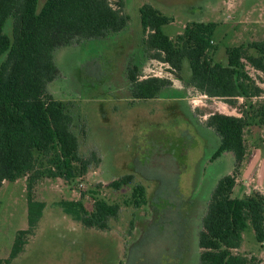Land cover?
<instances>
[{"label":"rangeland","instance_id":"374dc122","mask_svg":"<svg viewBox=\"0 0 264 264\" xmlns=\"http://www.w3.org/2000/svg\"><path fill=\"white\" fill-rule=\"evenodd\" d=\"M119 1L131 19L127 29L56 50L60 76L48 86L56 99L69 105L81 154H95L99 160L91 162L83 177L44 179L37 185L35 199L46 203L44 214L24 251L10 264L199 263L198 236L212 192L235 168L231 152L211 159L220 139L204 126L201 115L239 117L244 101H238V108L218 99L204 102L188 85V61L178 79L168 65L148 58L142 47L140 8L151 4L172 17L163 27L172 38L192 22L218 23L214 59L226 65L228 47L264 40V0H110L114 6ZM133 65L139 67L140 79L158 77L185 86L191 108L172 102L179 94L171 88L166 92L170 95L134 99L127 75ZM248 72L257 84H264V74L252 68ZM246 141L247 160L232 193L238 200L260 187L259 181L248 185L244 168L251 160L253 166L264 167V127H250ZM130 174L131 185L112 187ZM137 185L146 189L147 203L140 208L131 201ZM26 186L21 178L5 182L0 190V260L9 257L17 232L28 227ZM95 198L120 207L117 218L109 221L110 229L86 228L59 206L62 201H81L90 211ZM234 253L255 256L264 264V243L256 240L251 225Z\"/></svg>","mask_w":264,"mask_h":264},{"label":"trees","instance_id":"16d2710c","mask_svg":"<svg viewBox=\"0 0 264 264\" xmlns=\"http://www.w3.org/2000/svg\"><path fill=\"white\" fill-rule=\"evenodd\" d=\"M40 1L0 0V190L5 182L25 178L28 202V227L17 232L9 257L0 264H10L24 251L44 214L46 203L35 199L37 185L44 179L83 177L91 162L99 160L95 154L92 158L81 154L68 103L56 99L48 89L60 76L56 50L122 32L131 20L121 1L115 6L110 0H46L42 5ZM140 20L142 47L148 58L168 65L178 79L188 61L190 88L233 108H238L240 99L244 101L240 117L212 113L204 122L220 139L211 159L231 152L235 168L212 192L198 236V264H260L255 256L234 251L241 248L243 233L250 225L256 240L264 243V195L254 191L238 200L232 193L247 160L246 131L264 127V90L248 72L252 68L264 74V40L228 47L224 65L214 59L218 23L192 22L172 38L163 27L174 19L153 5L140 8ZM127 75L131 95L137 100L159 98L172 84L158 77L140 79L136 65ZM253 98L257 101L251 102ZM133 180V174L126 175L112 187L120 189ZM131 201L135 208L147 203L143 185L133 188ZM59 206L84 227L99 230L110 229L109 221L120 210L97 198L90 211L81 201H62Z\"/></svg>","mask_w":264,"mask_h":264},{"label":"crops","instance_id":"0c3cea01","mask_svg":"<svg viewBox=\"0 0 264 264\" xmlns=\"http://www.w3.org/2000/svg\"><path fill=\"white\" fill-rule=\"evenodd\" d=\"M258 25V24H257ZM261 89H264V84L263 85H260V84H257ZM177 89H176V88ZM185 86H176L175 84H171V86H169V87H167V88H165L164 90H163V92L162 93H165V95H170V94H168V93H166L167 92V90H169L170 88L172 89V90H175V91H177L178 92V96L176 97H174V95H173V98H172V102H174V103H178V102H181V103H187V105H188V107H190L191 108V101H190V94H188V93H185V88H184ZM175 94V93H174ZM201 98H203V99H206V100H204V102H209V101H212V100H215V99H209V98H207L206 96H203V95H201ZM242 100V99H241ZM252 101L253 102H256L257 101V98H253L252 99ZM176 107V106H175ZM190 112V111H189ZM204 117H205V119H204ZM202 119L204 120V121H206V115L204 116ZM239 117H240V115H239ZM256 158V157H255ZM248 163V162H247ZM253 164H254V161L253 160H251L248 164H247V166H246V168H244L245 170V172L247 173V174H249V179H248V185L250 184V183H252L253 182V185H254V182L255 181H259L260 182V187L259 188H257L256 189V191H259V192H261L263 195H264V173L262 174L261 172H263V170L262 169H264V167L262 168V165H260V163H258L257 165H254L253 166ZM237 182H238V180H237ZM241 182H244L243 180H241ZM251 185V184H250Z\"/></svg>","mask_w":264,"mask_h":264}]
</instances>
